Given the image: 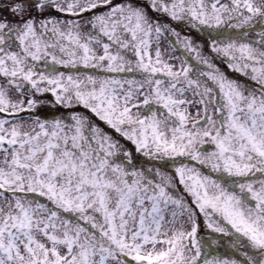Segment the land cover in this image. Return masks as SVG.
Wrapping results in <instances>:
<instances>
[{"label":"snow or ice","instance_id":"snow-or-ice-1","mask_svg":"<svg viewBox=\"0 0 264 264\" xmlns=\"http://www.w3.org/2000/svg\"><path fill=\"white\" fill-rule=\"evenodd\" d=\"M0 264H264V0H0Z\"/></svg>","mask_w":264,"mask_h":264},{"label":"rangeland","instance_id":"rangeland-1","mask_svg":"<svg viewBox=\"0 0 264 264\" xmlns=\"http://www.w3.org/2000/svg\"><path fill=\"white\" fill-rule=\"evenodd\" d=\"M194 39H196V36H193ZM164 46H167V41L164 42ZM177 55H179V53H177Z\"/></svg>","mask_w":264,"mask_h":264}]
</instances>
